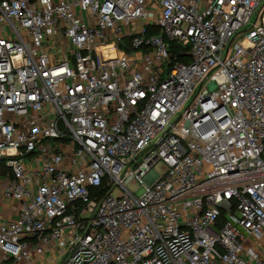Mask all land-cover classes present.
<instances>
[{
	"label": "built area",
	"instance_id": "built-area-1",
	"mask_svg": "<svg viewBox=\"0 0 264 264\" xmlns=\"http://www.w3.org/2000/svg\"><path fill=\"white\" fill-rule=\"evenodd\" d=\"M0 264H264V0H0Z\"/></svg>",
	"mask_w": 264,
	"mask_h": 264
},
{
	"label": "trees",
	"instance_id": "trees-1",
	"mask_svg": "<svg viewBox=\"0 0 264 264\" xmlns=\"http://www.w3.org/2000/svg\"><path fill=\"white\" fill-rule=\"evenodd\" d=\"M157 31V30H156ZM127 50H130L128 48H126ZM170 49L173 53H179V45L175 42V41H172L170 42Z\"/></svg>",
	"mask_w": 264,
	"mask_h": 264
},
{
	"label": "rangeland",
	"instance_id": "rangeland-1",
	"mask_svg": "<svg viewBox=\"0 0 264 264\" xmlns=\"http://www.w3.org/2000/svg\"><path fill=\"white\" fill-rule=\"evenodd\" d=\"M129 38H125V39H123V41H126V40H128ZM162 167H163V163H159L158 165H157V167H156V171L158 172V173H162ZM130 187L132 188V189H136V188H138V186L137 185H130Z\"/></svg>",
	"mask_w": 264,
	"mask_h": 264
}]
</instances>
